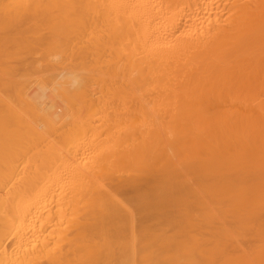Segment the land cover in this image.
<instances>
[{
    "label": "bare ground",
    "instance_id": "1",
    "mask_svg": "<svg viewBox=\"0 0 264 264\" xmlns=\"http://www.w3.org/2000/svg\"><path fill=\"white\" fill-rule=\"evenodd\" d=\"M0 264H264V0H0Z\"/></svg>",
    "mask_w": 264,
    "mask_h": 264
}]
</instances>
